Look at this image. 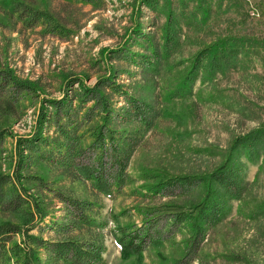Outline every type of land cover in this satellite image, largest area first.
I'll use <instances>...</instances> for the list:
<instances>
[{"label":"rangeland","instance_id":"374dc122","mask_svg":"<svg viewBox=\"0 0 264 264\" xmlns=\"http://www.w3.org/2000/svg\"><path fill=\"white\" fill-rule=\"evenodd\" d=\"M6 1L0 0V68L11 70L21 82L33 84L34 95H20L14 101L0 97V129L6 130L0 172L10 171L9 157L16 140L34 132L42 99H58L65 81L73 77L83 86H91L97 78L116 70V82L127 94L159 113L129 159L126 172L130 183L109 199L89 182L76 180L71 171L42 163L27 173L41 176L50 189L95 203L91 213L99 227L81 228L67 237L100 241L104 264H173L184 251L186 230L166 233L164 228L159 242L144 247L139 256L121 259L114 241L117 228L142 227L143 218L148 216L144 214L159 205L186 209L197 203L204 196L198 184L172 183L169 190L155 196L146 186L165 178L209 174L224 161L235 137L264 126V0H207V20L185 33L179 49L161 64V68L168 67L167 72L161 69L158 77L137 65L108 58L109 51L130 42L136 26L153 41L158 39L164 17L139 7L134 3L137 0H19L49 12L64 29L59 35L45 34L40 27L23 29L3 12L1 6ZM249 5L258 17L247 16ZM226 37L245 38L248 43L237 69L214 75L203 84L196 82L189 97L169 98L167 90L187 70L195 52ZM130 50L141 53L144 49L131 45ZM112 101L115 106L123 105L120 98ZM51 132L49 128L47 136H53ZM239 161L245 186L242 198L232 202L227 216L206 232L199 246V261L190 264H264V216L248 217L264 201V148L256 163L249 164L241 156ZM153 174L155 179L143 180L142 176ZM50 203L54 217L59 216L61 206ZM4 221L14 219L0 214V223ZM100 223L106 225L100 228ZM44 238L61 239L53 234Z\"/></svg>","mask_w":264,"mask_h":264},{"label":"trees","instance_id":"16d2710c","mask_svg":"<svg viewBox=\"0 0 264 264\" xmlns=\"http://www.w3.org/2000/svg\"><path fill=\"white\" fill-rule=\"evenodd\" d=\"M5 3L1 6L5 15L14 18L23 29L40 27L43 33L51 35H59L64 30L47 11L19 0ZM134 3L164 17L158 39L153 41L136 26L131 30L130 42L109 51L108 58L137 65L158 77L161 69L167 72L168 67L161 68V64L179 49L185 33L198 22L207 20V0H137ZM245 44H248L245 38L226 37L202 46L193 55L187 70L167 90V96L189 97L196 82L203 84L214 75L235 71L247 54ZM131 45L144 50L133 52ZM114 71L97 78L91 86H83L74 77L65 81V89L58 99L41 100L34 132L16 140L9 157L10 171L0 172V214L14 219L0 223V264H104L100 241L67 237L81 228L99 227L91 213L95 203L50 189L41 176L27 171L43 164L63 172L71 171L76 180L89 182L98 194L109 199L130 183L126 172L129 159L159 113L152 105L127 94L116 82L117 71ZM73 85L75 90L71 89ZM20 95H34V85L21 82L9 69L0 68V97L14 101ZM113 98H120L123 105L115 106ZM132 124L137 126L130 129ZM49 128L51 137L47 136ZM5 133L6 130L0 129V154ZM263 148L264 126L235 137L224 161L209 174L165 178L146 186V191L155 196L169 190L172 183L187 182L201 186L204 196L186 209L173 204L154 207L144 214L148 216L143 218L142 227H118L114 241L121 259L139 256L144 247L160 241L158 237L166 228V233L178 229L186 230L187 234L184 251L173 264L199 261V246L206 232L227 216L232 202L242 198L245 186L239 157L254 164ZM142 177L155 179L156 175ZM50 201L61 206L57 211L59 216L54 217ZM260 216H264V201L248 215L249 219ZM105 225L100 223V228ZM46 234L61 239L48 240L44 238Z\"/></svg>","mask_w":264,"mask_h":264},{"label":"built area","instance_id":"2783aa9c","mask_svg":"<svg viewBox=\"0 0 264 264\" xmlns=\"http://www.w3.org/2000/svg\"><path fill=\"white\" fill-rule=\"evenodd\" d=\"M246 14L250 18H256V17H258L257 11L254 8H252L251 6L249 7V9L247 7Z\"/></svg>","mask_w":264,"mask_h":264}]
</instances>
